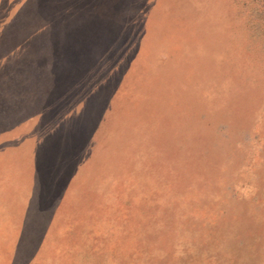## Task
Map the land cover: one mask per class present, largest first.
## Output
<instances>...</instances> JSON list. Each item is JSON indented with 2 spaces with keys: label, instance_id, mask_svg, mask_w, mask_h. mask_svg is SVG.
<instances>
[{
  "label": "rangeland",
  "instance_id": "rangeland-1",
  "mask_svg": "<svg viewBox=\"0 0 264 264\" xmlns=\"http://www.w3.org/2000/svg\"><path fill=\"white\" fill-rule=\"evenodd\" d=\"M31 213V264H264V0H0V215Z\"/></svg>",
  "mask_w": 264,
  "mask_h": 264
},
{
  "label": "trees",
  "instance_id": "trees-1",
  "mask_svg": "<svg viewBox=\"0 0 264 264\" xmlns=\"http://www.w3.org/2000/svg\"><path fill=\"white\" fill-rule=\"evenodd\" d=\"M78 3L73 5V8L82 7L80 3L79 4ZM73 14L85 19V15L81 12V10L76 9V13H75L73 9ZM78 29L79 28H74L70 32L64 31L65 32L64 34L69 35L65 42L71 45L69 50L72 48L74 52L76 49L75 54L72 53V56L79 55L80 57H85L89 55L85 50L90 47V45L87 44L86 42L88 41L89 43H91L93 41H97V39H96V36H94L93 32L91 31L89 32L87 31L86 33L87 37H85V39L84 37H79ZM61 34L62 33L60 32L59 35ZM166 59L167 58L164 57L162 53H159V51H156L152 54V57L150 60L152 62L151 63L152 66L161 67L164 64V61ZM64 82L66 83V80ZM67 91L68 90H64V93ZM101 95H104V94L102 93H97L95 95L88 94V96L84 98L83 109H82L81 114L79 115L80 121L77 122L79 126L78 128L79 131L76 133L77 142L73 141L74 142L73 145H70L72 143L70 144L68 143L69 145L64 155L62 156V159H65V161L62 160V163H61V169H60L61 177L64 176L65 174L67 175L70 167L75 166L74 169L77 168L76 159L80 158V160H82L81 156L83 152H85V155H86L88 154L90 150L89 149L88 151L87 150L85 151L86 146L88 144L93 143L92 134H93L94 123L91 120L92 118L88 116L87 112L89 108H90L89 113L92 116L93 114H95V110L98 109L99 103H101L103 99L105 98H110L113 100L120 99L119 95L108 94V95H104L103 98L100 97ZM93 101L96 102V105L94 106L92 105ZM88 120H89V126H88ZM78 152L79 153L82 152L80 156ZM60 181L61 180H59L58 182ZM25 186L26 184L24 185L23 188H25ZM32 215L33 214L31 213L30 220L19 219L17 221H12L10 223H2L3 221H6V220L0 215L1 216L0 217V235L6 234V235H10L14 237V239H11V238L1 239L0 241V264H21L25 262V259H29L26 261L25 264H31L30 260H33L36 262L38 260L41 261L42 254L43 255L44 254L53 255L54 253L56 254L57 250L59 249V243L54 242L52 240L48 241L47 239L48 237L45 238V234L47 233V228L49 229V226H46L44 228H38V224H36V222L39 220L31 219V218H34ZM51 229L53 231L49 234H53V235H56L54 234L56 233L55 230H59L54 227ZM63 231L69 232L68 229L67 230L64 229ZM63 231H61L60 233H63ZM26 234L32 237L30 243L24 239ZM22 245H27V246L29 245L31 250L35 251L34 252L35 254L36 253L40 254V257H38L39 254L38 255H35L32 253L26 254L23 250H20V252H18L19 247Z\"/></svg>",
  "mask_w": 264,
  "mask_h": 264
},
{
  "label": "crops",
  "instance_id": "crops-1",
  "mask_svg": "<svg viewBox=\"0 0 264 264\" xmlns=\"http://www.w3.org/2000/svg\"><path fill=\"white\" fill-rule=\"evenodd\" d=\"M6 221H3L2 223H10V222H12V221H9V220H7V219H5ZM14 239V237L13 236H10V235H0V239Z\"/></svg>",
  "mask_w": 264,
  "mask_h": 264
}]
</instances>
